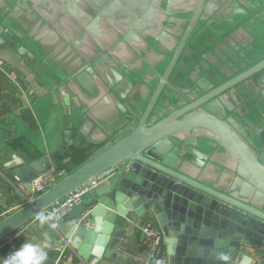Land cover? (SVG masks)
Here are the masks:
<instances>
[{"label": "water", "instance_id": "1", "mask_svg": "<svg viewBox=\"0 0 264 264\" xmlns=\"http://www.w3.org/2000/svg\"><path fill=\"white\" fill-rule=\"evenodd\" d=\"M232 4L246 14L229 23ZM249 10L245 0H0V32L5 25L34 30L53 55L72 53L81 63L61 79L67 105L70 85L88 76L118 97L113 81L136 80L126 99H137L133 108L124 104L129 115L119 127H100L79 109L74 118L83 121L76 129L71 122L65 142L99 148L0 220V242L102 178L60 237L84 264L109 258L125 235L119 224L149 211L167 233V264H248L239 250L264 248V121L253 127L244 119L248 136L224 109L234 92L236 106L243 98L264 102V39L247 48L232 35ZM226 38L238 45L235 53L222 48L227 41L212 43ZM200 63L205 77L194 79ZM47 165L41 157L13 174L31 193Z\"/></svg>", "mask_w": 264, "mask_h": 264}, {"label": "crops", "instance_id": "2", "mask_svg": "<svg viewBox=\"0 0 264 264\" xmlns=\"http://www.w3.org/2000/svg\"><path fill=\"white\" fill-rule=\"evenodd\" d=\"M245 1L247 9H250L247 13L250 19L235 28L232 35L238 45L248 48L253 46L255 39L261 42L264 39V0ZM244 14V7L236 4H232L225 13L229 23ZM225 41L226 44H223ZM218 44H223L222 48L230 53H235L238 47L234 45V40L228 38ZM54 51L39 39L34 30L27 32L18 26L5 25L0 32V220L33 198L14 176L16 167L45 157L48 160L47 174L65 175L85 163L99 148L78 151L76 141L70 145L65 142L64 131L71 122L75 128L83 121L74 118L79 109L88 113L100 127H119L124 117L129 115L124 104L133 108L137 100L126 99L136 80L131 85L113 81L112 87L120 93L118 97L110 92V88L102 86L97 78L88 76L79 84L70 85V102L67 105L61 93L62 80L66 81L73 68H79L81 63L75 62V54L61 58L59 53L53 55ZM199 66L192 73L194 79L205 77L201 63ZM208 67L211 68V65ZM246 133L250 135L248 131ZM209 151H214V148ZM14 156L18 160L13 159ZM130 216L133 219L131 222L119 224L125 234L119 246L110 251L109 258L99 256L92 264H143L146 250L140 228L144 223H151L160 231L167 264V233L158 226L153 213L149 211L139 217L130 213ZM74 221H59L56 230L47 225L40 227L37 219L31 221L0 242V264L25 243L38 244L47 251L44 264H84L60 238ZM86 230L90 231L89 228ZM263 254L264 248L253 250L243 247L239 250L240 256L250 260L248 264H256ZM236 262V259L233 260L234 264Z\"/></svg>", "mask_w": 264, "mask_h": 264}, {"label": "built area", "instance_id": "3", "mask_svg": "<svg viewBox=\"0 0 264 264\" xmlns=\"http://www.w3.org/2000/svg\"><path fill=\"white\" fill-rule=\"evenodd\" d=\"M63 176L62 173L55 174H43L40 175L35 181L29 184L31 195L36 197L44 193L52 183L56 182ZM105 179H96L85 187L77 190L70 196L64 198L53 207H51L46 213L55 211L59 221L66 219L70 212L76 207L81 198L90 193L92 190L101 185ZM140 232L143 237L146 255L143 264H166V255L163 248V238L160 231L151 223H144ZM256 264H264V254L257 260Z\"/></svg>", "mask_w": 264, "mask_h": 264}, {"label": "clouds", "instance_id": "4", "mask_svg": "<svg viewBox=\"0 0 264 264\" xmlns=\"http://www.w3.org/2000/svg\"><path fill=\"white\" fill-rule=\"evenodd\" d=\"M13 159L18 160L15 156ZM203 162V159L197 161V163L200 164ZM36 219L40 227L47 225V227L52 230L59 228V220L55 211L40 214ZM45 235H47V233H45ZM222 258L226 259V257ZM46 260L47 251L43 247L34 243H25L15 252L10 253L9 256L3 260V264H44Z\"/></svg>", "mask_w": 264, "mask_h": 264}, {"label": "flooded vegetation", "instance_id": "5", "mask_svg": "<svg viewBox=\"0 0 264 264\" xmlns=\"http://www.w3.org/2000/svg\"><path fill=\"white\" fill-rule=\"evenodd\" d=\"M180 9L182 8H178V10ZM212 43L214 45H217L218 41L212 40ZM234 96H236L235 92L234 95L227 97V108L224 109V114L227 117L235 118V120L240 123L244 128H246L250 135H252V131L248 129L247 125L244 123V119L248 120L253 125V127H258L259 125H261L264 121V102H260V100L255 98L248 99L242 97L244 100L243 103L236 106L233 101ZM252 106L254 107L251 108ZM239 109L242 113V116L237 115L236 113Z\"/></svg>", "mask_w": 264, "mask_h": 264}, {"label": "rangeland", "instance_id": "6", "mask_svg": "<svg viewBox=\"0 0 264 264\" xmlns=\"http://www.w3.org/2000/svg\"><path fill=\"white\" fill-rule=\"evenodd\" d=\"M68 145H70L69 143H67Z\"/></svg>", "mask_w": 264, "mask_h": 264}, {"label": "trees", "instance_id": "7", "mask_svg": "<svg viewBox=\"0 0 264 264\" xmlns=\"http://www.w3.org/2000/svg\"><path fill=\"white\" fill-rule=\"evenodd\" d=\"M70 172V171H69Z\"/></svg>", "mask_w": 264, "mask_h": 264}]
</instances>
